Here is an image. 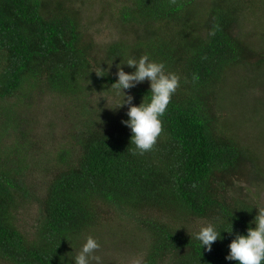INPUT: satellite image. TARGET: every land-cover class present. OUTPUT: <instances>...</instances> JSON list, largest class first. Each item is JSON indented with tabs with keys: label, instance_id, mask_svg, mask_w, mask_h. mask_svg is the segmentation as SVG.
<instances>
[{
	"label": "trees",
	"instance_id": "1",
	"mask_svg": "<svg viewBox=\"0 0 264 264\" xmlns=\"http://www.w3.org/2000/svg\"><path fill=\"white\" fill-rule=\"evenodd\" d=\"M85 2L0 0V261L73 264L103 219L116 216L134 228L129 235L119 225L113 247L131 246L134 233L146 240L137 264H237L225 256L264 207L251 195L264 188V155L239 134L227 86L264 66V29H246L264 0H116L113 15L127 36L104 47L83 25ZM145 54L176 74L179 87L153 149L132 155L130 129L121 123L128 106L108 107L101 94L111 92L120 61ZM148 92L144 82L125 95L139 106ZM46 95L65 101L60 124L57 112L37 102ZM42 113L53 114L52 139L56 126L65 128L51 153L48 133L37 135L47 126ZM11 135L14 143L5 146ZM34 174L50 177L42 198L28 185ZM31 206L35 225L25 230L20 215ZM198 221L222 232L211 251L192 239ZM231 225L232 234L223 232Z\"/></svg>",
	"mask_w": 264,
	"mask_h": 264
},
{
	"label": "rangeland",
	"instance_id": "2",
	"mask_svg": "<svg viewBox=\"0 0 264 264\" xmlns=\"http://www.w3.org/2000/svg\"><path fill=\"white\" fill-rule=\"evenodd\" d=\"M101 2H103V0H86L82 6V10H85L82 15V22L87 29L88 35H90L99 46L104 47L105 45H108L120 38H126L127 30L124 31L122 28H120L121 24L118 21V14H115V16L113 15L117 12L121 4L116 2V0H109L112 7L107 8L109 12L108 13L106 12L104 6H102ZM262 11H264V6L255 17L248 16L246 21V23H248L246 29L251 30L253 28H258V32H261V30L264 29V14ZM244 73V77L242 74L233 77L227 86L228 100L230 98L232 99V105L230 109H232V111L236 109L240 112L237 114L238 118L235 121V123L239 125V129H241L239 134H241V136L244 134L248 138L249 143H254L256 147L259 146V152L264 155V66H262L257 72L252 71V73H250L244 71ZM101 95L106 98V105L108 107H112L114 101H116L117 104L119 103L118 97H116L114 100L112 92H105ZM98 98L101 97H94L95 100ZM237 98L238 100H236ZM37 102L40 104L41 108L48 111V113L57 112L59 119L56 121V123H61V119L64 117L65 110L64 108H61L62 106L64 107L65 101L63 98L46 95ZM43 116L44 114L42 113L40 118L44 120L41 124H46L47 126L43 129V131H37L38 136H44L51 130V128L48 127V124L52 121L53 114H50L49 117ZM64 129L65 128L62 129L60 126H56L53 129V139L51 138V133L46 134L44 137V139L47 140L45 144H48V146H45V148L48 149L49 153L56 151L58 147L64 142ZM14 137L15 136L12 137L11 135L9 138H6L4 140L5 146L12 145V143H14ZM52 140L53 143H51ZM42 148L45 149L44 147ZM35 155L39 160L41 159L45 163L50 159V155L46 153H38ZM261 162L264 163V159ZM34 163L35 161H33V164ZM50 165L52 164L50 163ZM48 178L46 174H34L30 176L27 181L28 185H32L34 192L40 198L44 197L46 194ZM251 195L255 198L257 204L264 206V188H252ZM28 211L29 213L27 214ZM35 214L36 206H31V209L22 211L19 223L25 230H29L31 225H35ZM114 220H116L118 225L114 228L116 231L114 237H110L109 234H111ZM119 225H122L129 235L130 233L127 231V229L133 230L134 228V225L129 221H120L116 216H109L103 219V223L98 229V237L96 238L93 236V238L100 245L99 249L94 253V255L100 257L99 264H137L144 257L146 240H143L135 233L133 234L134 240L131 241V246L126 245V242H123L118 243L119 247H113L112 242L117 239L121 233ZM202 225L203 222L198 221L194 223L192 227H194V230L198 231ZM0 264L10 263L1 260ZM90 264H97V262L93 260L90 262Z\"/></svg>",
	"mask_w": 264,
	"mask_h": 264
},
{
	"label": "clouds",
	"instance_id": "3",
	"mask_svg": "<svg viewBox=\"0 0 264 264\" xmlns=\"http://www.w3.org/2000/svg\"><path fill=\"white\" fill-rule=\"evenodd\" d=\"M213 34L210 33V35ZM123 66L133 71L126 73ZM115 76L117 79L109 90L115 97L120 98L116 109L128 106L126 112L128 119L122 120L121 123L130 129V144L134 146L132 155H144L153 149L162 132L161 117L165 114L171 97L179 87V77L167 72L164 63L151 60L147 54L139 59L128 57L126 61H120V64L116 65ZM145 81L149 84L150 97L145 96L141 104L135 106L134 98L131 95L126 96L125 91ZM256 210L257 214L247 227L246 234H235L228 245L226 261H235L237 264H264V207H257ZM223 232L232 234V225L230 230ZM221 233L216 225L209 223L194 233L192 239L197 241L201 248L211 251L212 244L222 240ZM99 247V243L88 236L78 253L72 258L73 264H90L93 260L99 264L100 257L94 255Z\"/></svg>",
	"mask_w": 264,
	"mask_h": 264
}]
</instances>
